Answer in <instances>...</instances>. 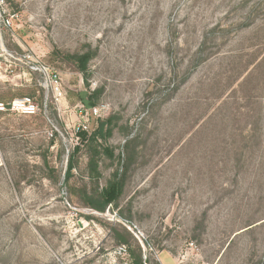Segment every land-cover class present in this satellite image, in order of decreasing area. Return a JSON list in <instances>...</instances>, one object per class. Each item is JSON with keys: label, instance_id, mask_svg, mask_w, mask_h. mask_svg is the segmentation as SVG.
<instances>
[{"label": "rangeland", "instance_id": "1", "mask_svg": "<svg viewBox=\"0 0 264 264\" xmlns=\"http://www.w3.org/2000/svg\"><path fill=\"white\" fill-rule=\"evenodd\" d=\"M14 9L21 28L6 41L15 58L0 61V102L29 98L39 111L0 113V264H132L127 250L139 248L147 264H264V0ZM25 51L58 73L60 101L18 66ZM86 52L85 74L62 58ZM93 92L100 120L113 117L107 143L93 145L112 151L98 158V186L123 180L103 214L64 182L79 146L69 184L92 187L71 126L80 94Z\"/></svg>", "mask_w": 264, "mask_h": 264}, {"label": "trees", "instance_id": "2", "mask_svg": "<svg viewBox=\"0 0 264 264\" xmlns=\"http://www.w3.org/2000/svg\"><path fill=\"white\" fill-rule=\"evenodd\" d=\"M58 54V53H56ZM55 56V54H53ZM62 58L66 61H72L75 65V68L81 74H85L87 71V64L91 58L89 52L83 54H74V55H62ZM176 87L174 86V91ZM97 96V92H93L92 94H85L82 93L79 96V101L81 104L85 105L86 107H94L95 103L93 99ZM112 120L113 117H109L105 120H94L97 123L96 129L91 133H80V137L85 141L84 146L87 149V172L92 187L87 188L86 186L83 189L75 190L74 184H69L71 177H72V170H73V156L79 151V146L74 147L73 152L69 159L67 160V166L64 174V182L66 185H69L68 188L70 191L74 193L77 192L80 202L82 203L83 207L88 208L94 212L103 214L105 211L114 205L121 192L123 187V180L122 178L118 177V173L116 172L111 179H109L105 186L99 188L98 186V178H99V171H98V158L100 157L101 153H105L108 156H112V151L109 148H103L102 152L96 151L93 148V145L98 144L101 142L103 144L107 143L108 138L112 134ZM100 144V145H103ZM112 237L118 235L115 229H111ZM118 244L121 246H128L130 245L129 234L126 233L125 235L118 237ZM125 250V249H124ZM128 256L132 261V264H147V261H143L142 254L139 251H132L127 250Z\"/></svg>", "mask_w": 264, "mask_h": 264}, {"label": "built area", "instance_id": "3", "mask_svg": "<svg viewBox=\"0 0 264 264\" xmlns=\"http://www.w3.org/2000/svg\"><path fill=\"white\" fill-rule=\"evenodd\" d=\"M15 0H0V61L6 60V55L12 56V52L6 49L8 38L14 37L16 31L21 28L19 13L14 9ZM19 67H25V74L37 76L39 84L44 88L46 94L57 102L63 97L61 80L58 73L37 58L33 53L25 51L15 59ZM48 96V97H49ZM102 107H86L80 104L76 107V122L71 126L73 140L79 144L80 133H88L90 122L102 119ZM39 111V108L29 98L13 99L7 103L0 102V113H12L22 116H32ZM49 129L45 131L48 139L54 138L57 129L50 123Z\"/></svg>", "mask_w": 264, "mask_h": 264}]
</instances>
